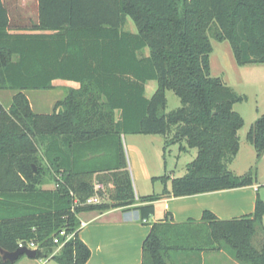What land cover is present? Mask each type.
Returning <instances> with one entry per match:
<instances>
[{
	"label": "trees",
	"instance_id": "trees-1",
	"mask_svg": "<svg viewBox=\"0 0 264 264\" xmlns=\"http://www.w3.org/2000/svg\"><path fill=\"white\" fill-rule=\"evenodd\" d=\"M7 1L0 0V86L17 94L8 112L0 103V146L16 144L18 151L0 158V264H13L4 253L22 243H33L42 257L57 247L61 230L75 236L54 260L88 264L91 250L79 237L83 212L126 208L146 223L162 196L254 185L252 171L230 170L245 125L234 106L247 97L211 75L210 57L212 39L228 41L239 66L264 65V0H37V21L26 27L13 25ZM128 20L137 32L126 30ZM146 49L150 54L142 56ZM56 81L79 87L51 114L35 113L23 92L50 90ZM151 81L158 88L147 98ZM167 91L180 98V108L167 112ZM124 135H163L166 148L178 144L197 156L171 190L137 200ZM248 142L260 160L264 116L251 126ZM39 151L50 170L40 169ZM103 151L110 153L99 157ZM50 172L61 175L51 176L56 190L42 188ZM98 184L113 186L111 203L83 205ZM263 220L259 196L253 214L230 220L209 211L201 221L162 220L144 242L142 264H202L203 252L264 264V242L255 245ZM182 253L189 260L181 263Z\"/></svg>",
	"mask_w": 264,
	"mask_h": 264
},
{
	"label": "crops",
	"instance_id": "crops-1",
	"mask_svg": "<svg viewBox=\"0 0 264 264\" xmlns=\"http://www.w3.org/2000/svg\"><path fill=\"white\" fill-rule=\"evenodd\" d=\"M8 2L9 1H7V3ZM12 2H14V6L16 7V26H29L25 25L23 20L27 19V15L31 8L36 11V20L30 18L29 22L30 24H33L37 21V0H12ZM255 66L263 67L264 65ZM125 136L126 135L122 136V140ZM149 136L154 138L153 141H151L153 149L149 151L152 152L153 155H150L148 152L145 154L134 147L130 148V157L132 158V168L136 188H138L137 182L142 185L143 183L151 182L161 184V192L153 193L150 190H144L146 192H143L142 196H139L141 198L153 195H162L165 189L171 190V188H168V185L171 184L172 187V180L179 178L176 176L174 171H171L169 176L167 174L168 162H164L165 156L163 155L167 149L166 139L164 138L160 141L158 136L163 135ZM239 136L240 151L234 162L230 165V170L237 176H239L237 174L238 172L233 168L242 152H247L250 156L254 157L255 160L252 162L253 164L255 161H258L261 167L264 166V154L260 160H257V151L255 147L248 142V133L245 138H243L240 133ZM179 151L190 155L192 161L197 156V151L195 149L182 152L179 146ZM109 153V151L107 153L103 151L99 154V157L100 155H108ZM161 168L163 169L160 172ZM163 176L168 177L166 183L160 180H154ZM259 188V184L255 181L253 186L242 189L220 191L181 198H174L168 195L162 196L159 200L154 202L155 214L146 223L141 222L138 211H128L126 208H111L103 212H83L78 215V218L80 222H85L88 225L80 230L79 237L91 250V257L88 264H142L144 242L149 236L153 224L166 219L175 223H184L189 220L201 221L204 213L207 211L214 213L222 220H230L253 214L256 209L258 196L261 198ZM224 255L228 256L227 252H203L201 254L203 259L202 264H208L210 261H212L213 264L218 261L219 257H223ZM176 258H180V262L183 260H189V257L183 253L177 255Z\"/></svg>",
	"mask_w": 264,
	"mask_h": 264
},
{
	"label": "rangeland",
	"instance_id": "rangeland-1",
	"mask_svg": "<svg viewBox=\"0 0 264 264\" xmlns=\"http://www.w3.org/2000/svg\"><path fill=\"white\" fill-rule=\"evenodd\" d=\"M8 5L10 9L11 20L13 21V25H15V19L17 15L16 7L14 6V2H12V0H9ZM27 16V19H24L23 23L25 25H30V18L36 20V11L31 8ZM126 30L134 33L137 32V29L131 20H128ZM211 42L214 48V51L210 57L211 75L213 77L223 78L226 84L232 87L237 94L247 97L246 101L238 103L234 106V110L238 112L245 121L244 127L239 132L240 135L245 138L251 126L261 116H264V66L262 67L249 65L246 67H240L236 63L232 47L228 41L218 42L212 39ZM149 54V49H146L145 54H142V56H148ZM77 86L79 85L72 82L56 81L54 82V87L50 90H34L26 91L23 93L29 99L32 110L35 113L51 114L54 111L56 104L66 98L69 89L73 87L75 88ZM157 88L158 84L156 81L149 82L146 88V97L151 98ZM16 94V91L8 90L3 86H0V103L2 104V107L6 112L10 110ZM166 96L168 102L167 112L174 111L182 106L180 98L176 96L172 91H167ZM158 138L161 141V139H164L165 137L158 136ZM153 139L154 138L149 135H126L122 140L128 164V170L137 200H139L141 198L139 196H142L143 192H146L147 190H150L153 193L161 192V184H155L151 182L143 183V185L137 182L138 188H136V182L132 168V158L130 157L131 147H134L144 152L145 154L146 152H148L150 155H153L152 152H149L151 151V149H153V145L151 142L153 141ZM0 149V158H2V156H4V153L6 152L8 155L7 157H9L10 155L17 153L18 145L16 146V144H13V146H10L8 148H6L5 145H1ZM38 153L40 157V169L42 171L50 170L49 163L43 158L42 152L39 151ZM163 155L165 156L164 162H168V176L170 175L171 171H174L177 177H181L186 174V166L192 161V158L190 157V155L181 153L179 151V145H172L169 148L167 147L166 152ZM254 160V157L250 156L247 152H242L239 155L236 163L234 164L233 169L238 172L237 174L239 176H244L250 171L253 172V176H256V182L260 187L259 189L261 198L264 201V166L261 167L258 161H255V163L253 164L252 162H254ZM34 167L36 169V166ZM162 169L163 168L160 169V172ZM50 173V176H45L43 174L42 188L45 190H56L57 183L51 180V176H53L55 180H58L61 175L55 174L53 172ZM168 188H171V184L168 185ZM95 189L96 191H99L98 193H96V195L99 197L101 203H111V190L113 191L114 189L112 185L107 186L98 184L96 185ZM263 242L264 220L263 225L255 238L256 247H258ZM60 253L61 249L57 246L53 247L52 249L43 251L42 257L30 258L25 255L20 257L13 264H58L54 260V256H59ZM228 256L224 255L223 257H219L218 261L213 264H240L239 262L235 261L229 254ZM179 260L181 261L180 258L178 259V262H180ZM182 262H184V260ZM208 264H212V261H210V263Z\"/></svg>",
	"mask_w": 264,
	"mask_h": 264
},
{
	"label": "built area",
	"instance_id": "built-area-1",
	"mask_svg": "<svg viewBox=\"0 0 264 264\" xmlns=\"http://www.w3.org/2000/svg\"><path fill=\"white\" fill-rule=\"evenodd\" d=\"M58 186V184L56 185ZM74 203L77 205L78 201L74 200ZM101 201L99 199V197L97 195L87 199L83 205L87 206V205H96V204H100ZM88 224L85 222H80V230L82 228H85ZM75 234H68L66 230H61L55 237H54V244L56 246H58L60 249L63 248V246L68 243L69 241H71L74 238ZM19 248H27L30 250H37V246H35L33 243H28V244H20Z\"/></svg>",
	"mask_w": 264,
	"mask_h": 264
},
{
	"label": "water",
	"instance_id": "water-1",
	"mask_svg": "<svg viewBox=\"0 0 264 264\" xmlns=\"http://www.w3.org/2000/svg\"><path fill=\"white\" fill-rule=\"evenodd\" d=\"M28 256L30 258H36L37 252L35 250H30L27 248H19L16 252L5 253L4 259L14 263L22 256Z\"/></svg>",
	"mask_w": 264,
	"mask_h": 264
}]
</instances>
